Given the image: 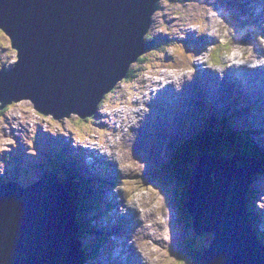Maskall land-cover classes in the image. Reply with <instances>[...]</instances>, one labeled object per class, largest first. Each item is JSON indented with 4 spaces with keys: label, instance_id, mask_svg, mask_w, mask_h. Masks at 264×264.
I'll list each match as a JSON object with an SVG mask.
<instances>
[{
    "label": "water",
    "instance_id": "1",
    "mask_svg": "<svg viewBox=\"0 0 264 264\" xmlns=\"http://www.w3.org/2000/svg\"><path fill=\"white\" fill-rule=\"evenodd\" d=\"M0 1L4 2L0 5V16L8 15L16 23L1 19L0 28L4 24L10 26L14 33L13 47L18 50L17 63L0 77V109L28 100L38 113L59 121L71 116L80 120L90 117L98 101L125 78L129 66L144 52V37L161 0H50L53 5L50 9L47 8L48 0ZM130 1L133 9L129 7ZM23 31L33 42L32 48L23 39ZM18 37L23 47L16 40ZM14 91L20 93L10 94ZM62 149L72 154L74 151L71 147ZM60 159L58 154L54 162L57 172L63 169L59 166ZM205 161L200 159L186 181L188 225L197 237L213 235L209 247L197 255L196 263L264 264V254L249 230L241 204L249 178L261 171L212 167ZM169 168L146 173L144 178L155 181L158 187L160 182L163 190L171 189L172 196L165 204L173 203L171 206L176 211L184 213L178 209L179 187L175 182L179 174H173L178 179L162 175L168 173ZM90 171L104 177L100 171ZM210 173H213V181ZM69 178H72L71 173ZM65 183L73 197L75 193L69 190L73 185L67 180ZM81 189L82 186L76 184L78 197L82 195ZM105 190L109 193L108 188ZM75 213L73 200L64 192L54 173L42 175L38 183L28 188L14 184L1 186L0 264H82L80 245L86 247L91 240L79 245ZM117 221L125 226L124 222ZM91 223L100 229L99 220ZM253 224H256L254 218ZM96 233L89 238H96L94 245L100 256L99 263L120 264L121 260L114 257L107 259L110 253L104 257L100 255V243L106 245L108 239L98 230ZM178 233L181 234L179 230ZM118 234H111L114 244L104 246L103 251L109 248L110 252L116 246L121 248L131 233L120 238ZM193 242L194 245L184 243L180 249L178 246L176 258H191L190 253L197 245L196 240ZM119 256L116 252V257Z\"/></svg>",
    "mask_w": 264,
    "mask_h": 264
},
{
    "label": "rangeland",
    "instance_id": "2",
    "mask_svg": "<svg viewBox=\"0 0 264 264\" xmlns=\"http://www.w3.org/2000/svg\"><path fill=\"white\" fill-rule=\"evenodd\" d=\"M215 1L219 5V7H225L224 0H202V2H204L205 4H200L198 0H189L187 4H176L173 3L172 0H163L161 2L160 10L154 15L153 26L149 31L150 38H153L154 40H160V38H162V45H159L161 46L160 49H158V51H153L150 54L148 51L146 52L145 58L149 59V61L148 64L139 65V68L143 70L141 76L135 81L134 85H129L126 82L120 83L115 88V90L103 100V104L98 111V113H100L98 117H94L90 121L79 120L80 123H78V118L75 116H71L68 119L62 120V122H57L51 119V117L49 116H42L38 112L34 111L31 104L27 101L9 106L7 111L2 116H0V174H6L8 172L10 173V176L14 178L16 183L20 182L22 185H24V182H26L27 180L38 179L43 171L39 173L37 171H29V169L34 165L42 167L41 162L46 159V155H51V157L48 159V163H50V161H53L52 163L54 164V160L58 155L56 154L57 151L59 150L60 152L63 147H71L74 150L73 154H76L78 150L82 149L81 144L74 142L71 138H78L81 141H84L87 137H89L98 141L100 143V146L107 143V145H105L107 150H102L101 153L105 152L106 154L108 151L111 152L112 146L118 145L117 138L121 137L122 133H115L114 131L107 132L106 128L103 127L102 132L104 133V136L106 138L101 142L100 136L96 133L95 126H93V124L98 122L100 124H103L105 127H113V130H115L116 126L120 127L121 124L125 127L126 125H130V122L134 123L136 121L139 110L146 109V107L143 105V101L148 100L147 89L149 87H154L158 83H161L160 81H164L162 76L168 77L180 73H185V71L194 68L197 59L210 60L213 45H211V48L209 50V46H206L205 49L203 48L202 52H197V50L202 47V43H195L194 39L196 38L200 40V35L202 33H204L205 31L206 33H209L211 31L210 29L206 30V28H208L211 24H216L217 22L222 20L221 16L223 15L219 13L221 17L220 18L215 11L216 6L213 5ZM228 1H232V3L234 2L233 8L231 6L232 10L235 11L233 18L235 19V21L237 19L238 32L240 33V35L245 36L246 33H241L239 26L245 25V19L250 13H248L249 11L245 7H243L244 15L242 14L240 0ZM3 3V1H0V5H3ZM129 3L130 9H133L132 2L130 1ZM249 3L250 4L247 6L249 8H257L262 13L264 19V10L262 7V5L264 4V0H249ZM258 10L253 12L254 15L258 13ZM240 17L242 20H240ZM6 18L7 17L5 16H0V19ZM248 20L251 22V17H248ZM20 21L21 19L18 18V22ZM8 22L13 23V25L16 24L12 19L9 18ZM221 26L223 29V36H226V38L229 39V43L232 48L246 49L244 45H246L247 42L230 39V37H228V29L224 28L223 25ZM213 29V33H215L216 26L213 27ZM2 31L0 30V32L3 33V35H0V68L6 62L5 64L8 67L7 69H10L16 61L15 51L11 48V41L13 40L14 35L10 31L7 24H4ZM246 32L253 36L252 32ZM255 37H257L258 41L264 45V38H260L259 34ZM23 39H25V41H27L32 48L33 42L29 39L27 33L23 35ZM166 39H171V42L181 43L184 46L171 47L172 45H169L166 42ZM220 41L224 42L223 37L220 39ZM189 44H191L192 49L190 48L191 46ZM221 52L226 54L225 57L229 53V51H227L226 49H222ZM252 52L253 50L250 51L251 54ZM136 65H134L133 68ZM187 74L191 77L195 75V73L192 72H188ZM15 92L16 94L20 93V91H14L10 92V94H13ZM185 92L188 95L189 88H185ZM145 95L146 97H144ZM138 100L140 104L136 105V102ZM226 102H228V100H220L217 98V103L219 105H222ZM202 111V106L199 104L196 108V123L200 122V120L197 119L201 117L203 113ZM117 115L121 116L122 121L120 122V120L116 118V121L118 122H112V120H114L115 116ZM229 115H233L232 117L234 118L231 119V123L234 128H237V121L242 117V114H232V112H227L225 110V112L222 111L218 113L217 117L223 119ZM178 123L179 122H173L171 124L175 125ZM14 124L16 128L18 127L17 134L22 137V139H19L18 141L13 138V136L16 134L15 131L11 133V129L15 128ZM76 129L81 132H77L75 136L72 131H75ZM56 131L61 132V138L64 141L63 143H60L59 139L55 140L54 138V142L47 141L45 144H41L42 140L44 139V136L42 134L50 135L54 134ZM83 132H89L91 134L87 135ZM97 132H101V130ZM162 134H164L163 130L160 129L158 135ZM8 135L11 136L9 140H7ZM131 136L132 133H127L125 134L123 139H129L131 138ZM39 139L41 140V142L39 141ZM137 141L138 140H135L132 143L120 142V144L118 145L122 148L121 150V148L118 147V150L122 151L128 156V160L126 163L124 160L118 158L121 166H124L128 163V171H123L130 173L137 166H139V171H141L140 175L138 176V183H136L137 185H140L142 187L141 194L129 195V197L127 198V203L129 205L136 203L139 206L144 203L150 210L151 216H153L155 211H158L162 217L157 218L160 219L158 227L161 228L156 231L155 236H153L151 233L148 235H141V232L138 228L135 236L132 237V240L135 242L136 251L141 253L143 262L144 258H148L151 264H195V262L190 258L185 260H180V257L176 258L175 251L178 250V246L180 249L182 248V245L184 246V243L186 245H194L193 241L196 240L198 243L190 253V255L193 256L196 255V249L200 247V244H202V247L205 248L209 246L208 243L210 242V239L211 237H213V235L208 234L210 236L202 235L201 237H197L194 234L191 225H186L189 224L187 220L184 221L185 224H183L182 220H179L181 218L178 216L175 207L171 206L173 203L165 206L164 203L166 199H169L172 196L171 189L163 190V184L158 182V187L155 181H149L145 179L142 173L143 171L145 173L154 171L155 169H157L159 163L168 161L170 157H163L164 152H160L158 157L155 156L154 153H156V149L159 148V142H157V147L154 148L155 150L153 153H150L149 150H143V154L135 151L134 153H139L141 155L142 161L149 163V167L144 169L143 164L141 162L138 163L137 158L139 157V155H132L133 145ZM18 142L27 143L29 151L32 152L31 153L27 151L30 156L23 154L20 155V158H18L15 151L12 150L11 147V145H13L14 149H16L19 144ZM38 142L40 144H38ZM49 149L50 153H54L53 155L49 152L47 153V150L49 151ZM8 151L9 155L7 154ZM17 158L20 160V164L26 171L24 175L19 174L17 170H13V167L17 162ZM36 158L38 160H35ZM53 166L54 165L46 167L44 171H51L50 168H53ZM4 170H6L7 172H5ZM128 175L133 178L132 174ZM140 176L142 178H140ZM12 177L10 179H13ZM59 178L61 179L64 177L60 176ZM131 180L132 182L135 181L134 179ZM255 183L256 184H252L254 194H252L250 198L253 199V196L254 198H256L255 200H251L250 202L255 203L254 210L258 211V216H260L261 221L260 226L258 227L262 231L264 230V177H258V181H256ZM123 186L124 184H120L119 182L118 185L112 188H108L109 194H115L119 190V188H122ZM125 187L127 191L130 190L128 186L125 185ZM131 189L133 190L132 185ZM140 190V187L137 188V191ZM162 196L165 198V200H163ZM175 201H177V198ZM151 202H154V204H151ZM155 215L159 217L158 213H155ZM148 219L150 221L152 220L149 217ZM147 225H149V223H147ZM258 227H256L255 230H257ZM178 230L181 232V234L178 233ZM257 235H259L261 241H263L264 244V237L262 236V234L257 233ZM127 242L129 243L130 240H127ZM127 262L131 264L129 260Z\"/></svg>",
    "mask_w": 264,
    "mask_h": 264
},
{
    "label": "bare ground",
    "instance_id": "3",
    "mask_svg": "<svg viewBox=\"0 0 264 264\" xmlns=\"http://www.w3.org/2000/svg\"><path fill=\"white\" fill-rule=\"evenodd\" d=\"M48 4H47V8L48 9H50V8H52V3L50 2V0H48ZM244 2V5H249L250 3L246 0V1H243ZM249 3V4H248ZM230 4H231V6H232V8H233V5H234V2L232 3V1L230 2ZM86 7V6H85ZM121 8H124L123 6H121ZM256 8L255 7H251V9L250 10H255ZM249 11V10H248ZM113 13H114V15L116 16V15H118V13L117 12H114L113 11ZM249 13V12H248ZM221 17H224V16H221ZM249 17H251V22L249 21L247 24L252 28V29H254L255 27H257V29L258 30H262L263 29V27H262V25H261V23L257 20V18H256V16L254 15V14H251V16H249ZM6 21H8V15H7V18L5 19ZM247 24H245L244 26H239V28H240V31H241V33H243V34H247V32L246 31H248L249 32V28H248V25ZM7 26L8 27H10L8 24H7ZM246 30V31H245ZM11 32H12V34L14 35V33H13V31L12 30H10ZM260 33V31H257L256 33H253L252 35H253V37H252V40H251V42H250V45L246 48V49H239V51L238 52H233V55H232V63H231V67L229 68V69H232V68H234V67H236V66H249V63L251 62V58H250V56H249V54H248V51L250 50V48L252 47V46H255V48H256V51H255V54H256V56L254 57V60L253 61H259V60H261V59H264V46L260 43V42H258V41H255V36L257 35V34H259ZM24 34H26V32L25 31H23V35ZM203 35V37L204 38H206V39H208V40H212L214 37H216L217 39H218V37H220V36H217L216 35V30H215V33H211V31L209 32V33H206V31L202 34ZM17 41H18V43L23 47V43H22V40H21V38L20 37H18L17 39H16ZM144 42H146L145 40H144ZM37 44H39V43H37ZM215 44V43H214ZM237 49V48H236ZM233 50H234V48H233ZM244 55H247L246 57L244 56ZM238 57H241V59H243L244 60V63H242V65H239L238 63H237V59H238ZM264 63H261V64H259V65H257V66H264L263 65ZM196 68L198 69V70H206V66H207V63H206V61L203 59V60H196ZM263 74H264V71H263ZM0 75H1V73H0ZM245 75H246V77L248 78V79H252V81H254V82H256L257 84H258V87H256V89L258 90V93H259V96H260V98L262 99V101L264 102V100H263V98H262V94L264 93V91H263V88H264V83H263V81L261 80V79H259V78H257V77H255L254 76V73H253V71H248V72H246L245 73ZM137 76V75H136ZM136 78H138V76L136 77ZM168 78L170 79V81H171V87L172 88H174L175 87V85H178L177 87H175L174 89L175 90H177V91H179V90H181V89H183L184 91H185V88H189L188 87V85H190L193 81H191L187 76H180L179 77V74H176V75H172V76H168ZM214 79H216V77L214 76V75H212V83L213 84H215L214 85V88H213V94L217 97V96H219V97H217L218 99H222V100H224L225 98H226V93H225V89H226V86H229V88L231 89V90H234V91H236L237 93H238V96H239V100H240V97L242 96L243 98H246V99H249L248 97H247V94H246V89L244 88V87H242V86H240L238 89L235 87V85L231 82V81H229V82H227L226 81V79L225 78H222V79H220V82L221 83H219V81H217V79L215 80V82H213L214 81ZM162 84L160 83V86H161ZM156 86H158V84L157 85H155L154 87H156ZM151 87H149L147 90H149ZM252 89H255V87H253ZM189 93H192L191 91H190V89H189ZM147 95V94H146ZM146 95L144 96V97H146ZM214 96V98H216ZM234 100H229L227 103L230 105L231 103H234L233 102ZM155 103H156V105H158V103L155 101ZM146 104H147V100H144L143 101V105L144 106H146ZM240 104H242L243 105V103H241L240 102ZM159 106V105H158ZM244 106V105H243ZM253 106H254V104H253ZM235 107H237V108H239V109H241L239 106H235ZM216 110H217V113H219L220 112V110L218 109V108H216ZM166 111V110H165ZM246 111L249 113V114H253V115H255L254 114V112H249V110L246 108ZM166 113L168 114V112L166 111ZM166 113H164V114H166ZM100 113H97L96 114V117H98V115H99ZM170 114V113H169ZM263 114H264V111L263 110H261L260 109V111H259V118L260 119H263L264 118V116H263ZM172 115V114H171ZM78 118V120L77 121H79L80 120V118L79 117H77ZM224 120L226 121V122H228V119L227 118H224ZM79 123V122H78ZM97 124H100V123H98V122H96ZM135 123V122H134ZM134 123H132V122H130V125H126L125 127L126 128H128V130H129V133H132V136H131V138H129V139H123L122 137H118L117 138V141H118V145L120 144V142H129V143H132V142H134L135 140H138L136 143H134V145H133V149L135 150V151H138L139 153H140V150H141V142L139 141V133H140V130H141V128H142V126H143V124H134ZM245 124H246V126H249L250 127V125H251V123H253V122H244ZM100 125H102V124H100ZM257 125H262L261 123H259V124H257ZM94 126V125H93ZM245 126V127H246ZM245 127L243 128V129H245ZM231 128L233 129V126H231ZM170 132H171V134H173L174 132H173V130H171L170 129ZM153 133L155 134V136H158V134L155 132V130H153ZM123 134V137L125 136V134H127V133H125V132H123L122 133ZM256 147H258L259 149H260V146L259 145H256ZM134 151V152H135ZM132 153V155H135V154H138L139 155V157L137 158V160H138V163H140L141 161H142V157H141V155L139 154V153ZM50 157H51V155H49ZM18 158H20L19 156H18ZM141 160V161H140ZM55 162V161H54ZM98 166H100L99 164H98ZM128 171V170H127ZM140 173H141V171H139V166H137V167H135L134 169H133V171H131L130 173H127V172H124L123 170H119V175H123V176H128L130 179H134L135 181H133L134 183H138V176L140 175ZM113 174H114V172H113ZM128 174H132L133 175V178H131ZM212 175H213V173H210V175H209V178H210V180L211 181H213V178H212ZM108 177H110V175L108 174ZM250 197H251V195H250ZM252 200V198H250V201ZM122 209V208H121ZM124 212H126V211H124ZM140 217H141V215H140ZM148 217L150 218V219H152L151 221L148 219ZM149 220V221H148ZM159 220L160 219H157V218H154L153 216H151V215H148V216H146V223H145V227L144 226H142V228H141V231H142V233L143 234H152L153 236H155L156 235V231L158 230V229H160L161 227H158V225H159ZM147 223H149V225H147ZM125 250V253H124V258L126 259V258H128V257H130L131 255H129L128 254V251H127V249L126 248H124ZM137 258H138V256H137ZM138 262H139V264H151L150 263V261H149V259L148 258H144V262L142 261V259H140V258H138ZM125 264H129L128 262H125ZM132 264V263H131ZM133 264H137V262L133 259Z\"/></svg>",
    "mask_w": 264,
    "mask_h": 264
},
{
    "label": "trees",
    "instance_id": "4",
    "mask_svg": "<svg viewBox=\"0 0 264 264\" xmlns=\"http://www.w3.org/2000/svg\"><path fill=\"white\" fill-rule=\"evenodd\" d=\"M146 41L148 42V41H150V38H147L146 39ZM150 44H152V45H154V42H152V43H150ZM232 129V128H231ZM206 136L208 137V138H201L202 140H205V139H209V138H211L210 136V134H206ZM227 139H229L230 140V138H228L227 136H220V137H217L216 139L215 138H213V140L211 141V143L210 144H213V143H217V144H219V145H222L221 143L222 142H224L225 140H227ZM218 140V141H217ZM234 140V138L233 139H231V141L230 142H232ZM238 142H240V143H242L239 139H237L235 142H233L234 144H236L235 146H237V144H238ZM249 146V147H248ZM193 149V150H190V149ZM186 147V148H184L183 149V154L185 155L184 157H182V159L181 158H178L176 161H178V162H180L181 164H182V166H176V167H171V168H169V170H168V173L167 172H165V173H163L162 175H168L169 177H170V179H178V178H175L174 176H173V174H179V180H182V179H184L185 180V178H183V175L182 174H184V175H186V176H189L190 175V173H191V167L194 165V163H195V161H196V159H197V157L199 156V155H201L202 154V152L204 151V152H210V150H211V147H205V144H204V142H202V144H198V145H195L194 147L191 145L190 147ZM212 148H216L215 146H213ZM218 148V147H217ZM245 148V149H244ZM241 147L240 149H242V151H244V152H246V151H248L249 150V152L251 151V149L253 148V146L252 145H247V147ZM257 149H259L258 147H256ZM220 149V148H219ZM236 149H238V148H236ZM244 149V150H243ZM194 151V156H190L188 159H193V160H191L187 165H185V161H186V156L187 155H189L191 152H193ZM2 181H0V186L2 185V183H1ZM69 188V187H68ZM181 201H182V203H181ZM85 206H89V208H92V210H97L96 208V206H94V201H93V199H91V198H89V199H86V198H84V201L81 199V202H80V205H79V209H80V213H81V209L83 210V214H84V212H85ZM182 209V210H185V196H181V198H180V205L178 206V209ZM185 212V214L187 215V213H186V210L184 211ZM188 216V215H187Z\"/></svg>",
    "mask_w": 264,
    "mask_h": 264
},
{
    "label": "clouds",
    "instance_id": "5",
    "mask_svg": "<svg viewBox=\"0 0 264 264\" xmlns=\"http://www.w3.org/2000/svg\"><path fill=\"white\" fill-rule=\"evenodd\" d=\"M163 0H161L160 2H159V9L161 8V2H162ZM156 12H158V11H156ZM4 20V19H3ZM0 23H1V19H0ZM2 24H4L3 23V21H2ZM0 30L2 31V29L0 28ZM147 36H148V32H147V34L145 35V37H144V40L146 41V38H147ZM144 42V41H143ZM18 61V58H17V56H16V61H15V63Z\"/></svg>",
    "mask_w": 264,
    "mask_h": 264
},
{
    "label": "snow or ice",
    "instance_id": "6",
    "mask_svg": "<svg viewBox=\"0 0 264 264\" xmlns=\"http://www.w3.org/2000/svg\"><path fill=\"white\" fill-rule=\"evenodd\" d=\"M0 35H3V33H2V32H0Z\"/></svg>",
    "mask_w": 264,
    "mask_h": 264
}]
</instances>
